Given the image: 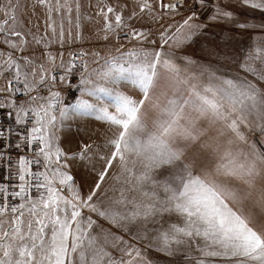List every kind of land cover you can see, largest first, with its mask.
<instances>
[{
    "label": "snow or ice",
    "instance_id": "obj_1",
    "mask_svg": "<svg viewBox=\"0 0 264 264\" xmlns=\"http://www.w3.org/2000/svg\"><path fill=\"white\" fill-rule=\"evenodd\" d=\"M0 264H264V0H0Z\"/></svg>",
    "mask_w": 264,
    "mask_h": 264
},
{
    "label": "rangeland",
    "instance_id": "obj_2",
    "mask_svg": "<svg viewBox=\"0 0 264 264\" xmlns=\"http://www.w3.org/2000/svg\"><path fill=\"white\" fill-rule=\"evenodd\" d=\"M74 91V90H73ZM82 128H86L88 131V134H91V132L93 130H100L102 129L104 126L102 123L96 121L93 117H88L85 118L81 121V125ZM78 133L76 132V128L75 126L73 127L71 133H69L70 136L75 137ZM79 135H84L83 132L79 133Z\"/></svg>",
    "mask_w": 264,
    "mask_h": 264
},
{
    "label": "built area",
    "instance_id": "obj_3",
    "mask_svg": "<svg viewBox=\"0 0 264 264\" xmlns=\"http://www.w3.org/2000/svg\"><path fill=\"white\" fill-rule=\"evenodd\" d=\"M73 91V90H72Z\"/></svg>",
    "mask_w": 264,
    "mask_h": 264
}]
</instances>
